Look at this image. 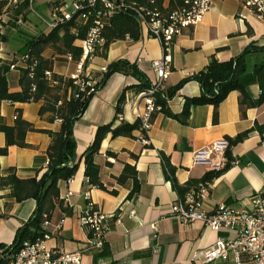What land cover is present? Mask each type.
I'll list each match as a JSON object with an SVG mask.
<instances>
[{"label": "crops", "instance_id": "1", "mask_svg": "<svg viewBox=\"0 0 264 264\" xmlns=\"http://www.w3.org/2000/svg\"><path fill=\"white\" fill-rule=\"evenodd\" d=\"M54 1L39 0V3L46 5L51 12ZM32 3L33 0H21L16 5L5 2L0 7L5 35L0 56L6 63L15 61V55L25 51L30 39L50 31L47 26L38 28L36 23L28 22ZM19 17L22 23L15 25ZM81 39L76 38L72 44L80 48ZM245 48L249 50L244 56L242 80L255 98L260 93L255 68L264 63V21L242 7L239 0H213L201 19L184 28L175 38L166 88L203 69L212 54L219 61H225L236 57ZM67 53L63 51L62 43L56 42L46 45L41 56L52 61V72L72 77L79 57L74 59L72 56L69 60ZM161 53L159 41L149 37L140 27V36L136 40H115L104 54L101 47L97 48L84 64L83 75L92 82H98L103 67L124 58L129 62L135 61L148 78L154 77L151 60L159 58ZM23 67V64H17L7 71L8 91L21 90L19 78ZM136 82L131 75L111 74L75 120L73 136L78 167L68 181H58L60 197L64 198L67 190L71 192L68 204L72 212L65 215L58 206L55 207L48 223L43 226L48 233L46 244L60 246L67 251H80L81 264H198L191 260V255L212 243L219 232L201 221L183 223L174 216L172 207L184 194L180 195L173 187L163 166L162 155L173 166L177 183L186 185L189 180L198 179L208 171L205 165L193 163L195 150L219 138H233L245 132L241 140L229 146V154L235 161L213 178L209 193L202 202L205 210H212L218 202L235 208L243 207L254 193L264 189V101L246 107L242 115L239 91L233 89L219 103L216 122H212V104H194L190 106L187 123L160 111L153 112L147 132L148 142L141 140L138 129L132 132L133 137H112L107 133L94 155L99 166V178L106 188L88 184L80 155L92 142L97 126L113 119L115 105L123 89ZM200 92L198 81L188 79L168 100L169 109L179 112L185 97ZM137 93L131 88L125 91L123 111L114 119L113 125L136 119L137 103L142 105L136 99ZM42 103V100H0L1 122L13 125L17 114L35 127L25 134L28 146L9 145L7 152L0 155V175H6L8 168H14L19 178L39 176L44 171L46 150L51 140L48 131H58L60 120H50L49 112L40 114ZM5 142V135L0 131V147ZM125 163L135 167L139 182L138 191L131 197L127 196L132 186L131 179L123 184L116 179ZM85 190L89 191V199L110 215L111 227L105 234V245L101 250L85 247L87 230L79 220V213L86 206ZM35 205L33 198L16 201L10 187L0 188V245L12 242L17 228L29 218ZM131 208L135 209L136 217L129 215ZM219 264L233 262L227 259Z\"/></svg>", "mask_w": 264, "mask_h": 264}, {"label": "trees", "instance_id": "2", "mask_svg": "<svg viewBox=\"0 0 264 264\" xmlns=\"http://www.w3.org/2000/svg\"><path fill=\"white\" fill-rule=\"evenodd\" d=\"M162 1L157 0L159 4ZM168 1L169 6L172 7L183 2V0ZM5 2L6 0H0V7ZM55 2L57 1L53 3ZM87 28L88 24H83L75 18H72L64 23H58L47 34L41 33L30 39L26 44L25 51L20 54L27 53L29 55L28 63L31 64L35 60L36 64L32 68L31 75L29 74L28 67L21 68L19 78L20 91H8L6 78L8 66L5 61L0 68V100H42L43 103L40 106L39 113L49 112L51 113L50 120H60V128L58 131H48L51 140L46 150L47 164L39 176L19 178L16 176L14 168H8L6 175H0V188L5 186L10 187L11 194L16 201L27 198H33L36 201L33 212L17 228L12 242L8 245H0V264H5L8 260V254L16 252L22 247L25 241H34L42 237L44 233H47V230L43 227V222L49 221L55 207L58 206L65 215L71 214L72 209L63 204L64 200L59 195L58 181H66L71 178L78 167V160L75 158L73 124L99 86L115 72L131 75L137 82L127 85L123 89L117 99L113 119L97 126L92 142L80 155L84 161V175L87 178L86 182L88 184L102 189L106 188L99 178V166L94 161V155L98 152L103 137L107 133H110L112 137L120 135L133 137L132 132L139 127L138 119H135L133 122L121 121L119 124L113 125L114 119L123 111L125 91L131 88L140 92L149 86L148 77L139 69L135 61L129 62L127 59L120 58L109 62L103 70L100 80L93 82L91 85L93 89L90 87L80 89L74 83V78L52 72V61L41 56V52L46 45L61 42L63 51L70 52L74 59H78L81 50L79 47L73 45L72 42L76 38H83ZM102 35L104 42L101 45V53L104 54L108 45L115 40L138 39L140 36V25L132 13L119 12L106 22L102 30ZM4 36V34L0 35V39H3ZM248 50V48H245L236 57L225 61H219L212 54L203 69L181 79L175 85L166 88L164 96L160 93L156 95L155 103L160 105V109L157 111L171 116L181 123H187L191 105L209 103L213 106L212 122H216L218 119L217 107L219 103L233 89L239 91V107L242 115L246 107L262 103L264 101V63L255 68L256 78L260 88V93L257 97L254 98L251 95L248 87L242 80V75L245 70L244 56ZM88 60L89 58L84 61V64ZM46 70L51 71L49 78L45 76ZM188 79L198 81L201 92L198 95L185 97L182 109L175 113L169 109L168 100ZM32 130H35V127L20 116H16L13 125H6L0 121V131L4 133L6 141L5 145L0 147V155L7 152L9 145L28 146L25 142V134ZM245 134L244 132L237 134L233 138L226 137L229 140V146L241 140ZM226 155L231 159L229 147L226 150ZM162 161L167 176L171 179L173 187L180 195H183L191 186L199 181L212 180L221 170L229 165L227 162L225 167L220 170H208L202 177L191 179L186 185H179L174 178V168L164 155H162ZM116 179L121 184L125 183L127 179H131L132 186L127 195L128 197H131L139 189V182L133 165L125 163ZM111 192L114 191L111 190Z\"/></svg>", "mask_w": 264, "mask_h": 264}, {"label": "built area", "instance_id": "3", "mask_svg": "<svg viewBox=\"0 0 264 264\" xmlns=\"http://www.w3.org/2000/svg\"><path fill=\"white\" fill-rule=\"evenodd\" d=\"M21 0H6V3L16 5ZM52 4V20L46 22L49 30L58 23H64L72 18L88 24L85 36L80 40V56L76 65V72L72 75L74 83L80 88L91 87L93 82L83 75L84 61L91 58L97 48L104 42L102 30L106 22L119 12H130L138 20L140 27L149 37L157 39L161 46V56L151 60L154 77H150L149 86L136 94V119L139 120L138 130L141 140L148 142L147 132L151 126L152 113L160 109L155 103L158 93L165 94V80L171 71V47L175 38L184 28L193 26L209 8L213 0H183L179 5L169 6L168 0L160 4L157 0H56ZM241 6L247 8L255 17L264 21V0H239ZM22 23L17 18L15 25ZM4 34V18L0 14V35ZM2 39H0L1 50ZM14 57V56H13ZM16 60L6 63L9 69L17 64L29 69L36 61L28 63L27 53L15 55ZM72 59V54H66ZM4 63L0 56V68ZM103 70L105 67L102 68ZM50 70L45 71L49 78ZM15 114L14 117H16ZM120 114H118V117ZM229 140L226 137L212 141L210 144L193 152V163L203 164L208 170H220L229 159L226 150ZM47 161H45V165ZM70 179V178H69ZM68 179V180H69ZM66 180V181H68ZM213 180V179H212ZM212 180L199 181L191 186L182 197L178 198L172 207L174 216L183 223L195 220L201 221L205 226L219 232L217 238L204 248L193 252L191 260L198 264H219L222 260L230 259L233 264H264V189L254 193L249 201L240 208L230 206L225 202H218L212 210H205L202 202L209 193ZM87 181V178H85ZM71 192L66 191L64 204L68 205ZM83 196L86 206L79 213V220L87 230L85 247L91 250H101L105 245V234L110 229V215L95 205L89 199V191L85 190ZM129 215L136 217L134 208ZM48 221L43 222L45 226ZM48 233L34 241H25L16 252L8 255L5 264H81L80 251H67L60 246H48L46 239Z\"/></svg>", "mask_w": 264, "mask_h": 264}, {"label": "rangeland", "instance_id": "4", "mask_svg": "<svg viewBox=\"0 0 264 264\" xmlns=\"http://www.w3.org/2000/svg\"><path fill=\"white\" fill-rule=\"evenodd\" d=\"M33 9L28 15V22L36 23L38 28H44L46 22L52 20L51 13L46 5H41L39 0H33ZM35 11V12H34Z\"/></svg>", "mask_w": 264, "mask_h": 264}]
</instances>
